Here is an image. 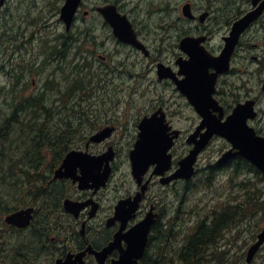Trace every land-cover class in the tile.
Returning a JSON list of instances; mask_svg holds the SVG:
<instances>
[{
    "label": "flooded vegetation",
    "instance_id": "obj_1",
    "mask_svg": "<svg viewBox=\"0 0 264 264\" xmlns=\"http://www.w3.org/2000/svg\"><path fill=\"white\" fill-rule=\"evenodd\" d=\"M73 2L0 0V56L47 74L37 90L35 71L28 70L33 79L26 98L44 101L52 117L59 107L78 112L71 149L55 169L45 163L35 197L12 212L33 209L29 225H8L11 213L0 220V264H240L247 255L243 241L237 243L243 213L224 211L220 221L230 217L227 226L213 224L217 212L194 222L191 211L186 232L187 214L178 203L196 180L232 184L241 177L243 159L222 161L231 145L218 134L236 109L250 105L254 117L247 123L264 137V0H78L74 14H64ZM88 67L92 74L85 77ZM60 72L66 76L58 79ZM141 126L177 138L168 151L170 169L159 176L152 164L139 184L131 153ZM106 130L107 137L93 141ZM213 131L195 177L163 184L194 149L191 137ZM151 140L160 147L158 138ZM72 151L81 154L77 178L83 166L94 168L83 187L73 178L55 179Z\"/></svg>",
    "mask_w": 264,
    "mask_h": 264
},
{
    "label": "trees",
    "instance_id": "obj_2",
    "mask_svg": "<svg viewBox=\"0 0 264 264\" xmlns=\"http://www.w3.org/2000/svg\"><path fill=\"white\" fill-rule=\"evenodd\" d=\"M11 75L14 79L16 78V75ZM22 78L21 75L20 79L9 86L0 85V99L4 101H0V209H3L0 220L5 214L13 212L27 202L25 194L34 187L35 181L39 182L35 179L45 176L43 169L44 171L46 168L55 169L65 153L71 149L73 140L77 137L72 121H75L78 112L73 109L64 110L63 107H59V117L53 118L58 123L64 118L67 119V122L73 125L72 134L62 137L61 133L52 128L51 132L46 131L47 127L41 123L44 120L40 116L45 111V102L38 99L33 102L31 97L26 98L30 84L24 83ZM2 95L5 97L3 98ZM47 109L49 112V108ZM35 125L39 126L48 136H40L43 134L41 130L36 132ZM50 154L52 158L49 157ZM49 159L51 160L50 165L45 168L44 165ZM242 167L244 172H255L260 183L264 181V176L246 161L243 162ZM252 186L249 184L245 189V197H247L244 199L245 206L243 203L240 208L238 206L229 207L223 212L227 211L226 214H229V211L242 213L247 209L255 212L258 206V196L255 194L262 196L264 188L255 190ZM258 210L260 213L264 212V204L259 203ZM223 212L216 216L217 220L213 223L214 225L226 224L228 226L231 224L230 217L220 221ZM185 255L191 254H181V256Z\"/></svg>",
    "mask_w": 264,
    "mask_h": 264
},
{
    "label": "water",
    "instance_id": "obj_3",
    "mask_svg": "<svg viewBox=\"0 0 264 264\" xmlns=\"http://www.w3.org/2000/svg\"><path fill=\"white\" fill-rule=\"evenodd\" d=\"M74 3H78V0L77 2L66 5L63 13L73 15L77 7V4ZM242 28L244 27H241V29ZM117 35L123 40L128 38L121 31H117ZM186 84H188V82ZM199 96L200 95H197V97ZM195 106L200 114H204L203 108L205 107V104H202L200 99L195 101ZM250 117H254V114H252L250 111V105H242L236 109L235 112L229 117L228 121L224 123L221 128H219L218 134L226 138L233 147L232 150L223 156V161L230 160L235 156H241L264 174V138L256 136L254 130L248 126L247 122ZM110 131L111 130H106L103 133L95 136L93 141H101L110 134ZM157 132L158 131L155 129L151 134L145 130L143 126H141L139 141L136 144L135 150L131 153L133 176L138 180L139 184L141 183L142 177L147 172L150 165L157 164V168L154 171V174L157 175H164L171 167V156L168 154V151L173 145V139L177 138V136L174 138H167L166 135L161 134V131L158 133ZM213 133L214 131L210 134L201 136L200 140H197V134L192 136L189 140V143L194 142L195 148L185 159L180 162L178 170L170 178L163 179L161 182L163 184H168L172 180H190L195 175V164L197 163L198 156L209 143ZM151 137L159 139L160 147L153 148L150 146V142L152 141ZM235 149L237 152L233 151ZM79 155L81 154L76 153L75 151L70 152L64 159L62 166L56 172L55 178L62 179L66 177L79 180L81 183L80 187H83L82 185L84 182L91 181V173L94 170V168L91 166H83L81 168L82 177H76ZM145 188L146 186L143 187V191H145ZM32 212L33 209H28L13 213L7 216L6 222L9 225L26 227L32 219ZM263 244L264 229L258 235V241L250 247L247 255V263H251L253 261L255 255Z\"/></svg>",
    "mask_w": 264,
    "mask_h": 264
},
{
    "label": "rangeland",
    "instance_id": "obj_4",
    "mask_svg": "<svg viewBox=\"0 0 264 264\" xmlns=\"http://www.w3.org/2000/svg\"><path fill=\"white\" fill-rule=\"evenodd\" d=\"M30 59L31 57H26L27 62H29ZM16 64H17V58L8 57V56L7 57L0 56V85L1 86L12 85L13 79L11 77V74H16V76H21L20 70L24 71L23 68H26L25 71H27L25 74L26 75L25 79L31 83L33 78H32V75L28 72V70L32 68L35 71L34 75L36 76V80H37V86H38L37 90H40L43 84L45 83V79L47 77V74L44 73V70L41 72H36V70L39 67H36L35 65H32V64H23V63L20 68H19V65L17 68ZM68 67L69 68H67V71H70L71 66H68ZM91 74H92V71H90L89 67L83 70V75H86L85 77H88ZM65 76L66 74H63L60 72L58 74V79H61ZM81 81H83V79H81ZM145 84H147V82ZM145 84H143L142 86H146ZM152 92H153L152 96H154V93H156V91L155 92L152 91ZM2 96L3 98L5 97V95H2ZM0 101L4 102L2 98L0 99ZM59 106L60 105L58 104L56 105V107H59ZM67 107L70 108L71 106L67 105ZM143 107L144 105H141V110L143 109ZM138 108H139L138 105H134L132 106L131 110L132 112H137ZM119 111L124 112L125 106H121ZM40 116L44 120L41 123H44V125L47 127L46 131L48 133L51 132V128H52L58 131L59 133H61V135H63L62 137L70 136L72 134L73 125L71 123H68L67 119L64 118L62 119L61 122L58 123L56 119L50 116V114L47 111H43V113ZM181 124H183L186 129L191 127V123H181ZM35 126L37 127V128L35 127V130L38 133V131H40L41 128L37 125ZM18 130H20L19 127H18ZM41 134L43 135H40V134L39 135L48 136L44 131L42 132V130H41ZM184 149H185V144L183 143L182 147L179 149V152L183 153ZM208 156H209V153L204 154L202 157V163L200 165L202 169L207 163L206 158ZM194 182H195V188H193V190L190 193L185 195L183 192H180L181 195L179 196L180 204L178 203V207H180L181 210L185 211V213L187 214V217L185 218V220L181 222L183 229L186 232H188L189 224L187 223V221L189 220V214L191 211H195V217L193 218V221L194 222H196L197 220L200 221L202 217H205L207 215L211 216L213 212H217V213L221 212L228 205L237 206L238 203H240L245 198H247L245 197V189L249 186V184H252L253 185L252 187H255V190L256 188L258 189L264 188V184L260 183L259 180L256 178V175L250 172L243 173L241 177L236 182H233L232 184H229V182L223 178L218 180L216 184H214L213 186H208L206 183H199L198 180ZM35 184L38 185L36 181H35ZM239 185H242L241 190L239 188ZM244 185H248V186L245 187ZM180 187L182 189L183 185H180ZM34 193H35L34 187L29 189V191L25 194L26 200L29 201L32 198H34L35 197ZM52 195L54 194L45 196L43 199L50 198ZM255 195L258 196V209H259V203L264 204V195L262 196H259L258 194H255ZM2 213H3V209L1 208L0 214ZM252 214H253V211L251 209H247L244 212V215L246 216L244 219L245 222L240 227L242 232H239V234H242V235L240 236L237 243L240 244L243 241L242 243L243 249L241 250L243 253H245L246 250L248 249L246 248V245L250 243L251 241H253V238L257 233L256 224H257V227L264 226V212L262 213L259 212L258 214L255 215L254 218ZM237 233L238 232L234 231V236ZM246 240L247 242L245 243ZM254 264H264V248L262 249L261 257L258 256Z\"/></svg>",
    "mask_w": 264,
    "mask_h": 264
}]
</instances>
